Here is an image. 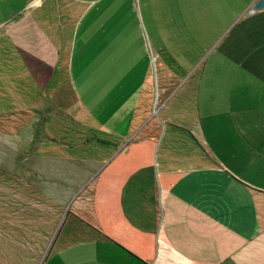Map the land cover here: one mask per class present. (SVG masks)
Masks as SVG:
<instances>
[{"label":"crops","instance_id":"0c3cea01","mask_svg":"<svg viewBox=\"0 0 264 264\" xmlns=\"http://www.w3.org/2000/svg\"><path fill=\"white\" fill-rule=\"evenodd\" d=\"M134 1L0 0V264H264L260 0Z\"/></svg>","mask_w":264,"mask_h":264},{"label":"rangeland","instance_id":"374dc122","mask_svg":"<svg viewBox=\"0 0 264 264\" xmlns=\"http://www.w3.org/2000/svg\"><path fill=\"white\" fill-rule=\"evenodd\" d=\"M135 1H134L135 7H136V9H138L139 8V4H138V8H137V3ZM246 3H247V0H239L238 8H241ZM146 55H147L148 60L150 62V66H151V77H152V81L154 82V76L156 75L154 66L156 64V67H158V60L156 58L159 55V53H157V52H155V51L152 50L151 56H153V58L155 57L153 61H152V59L150 57V54L148 55L147 52H146ZM160 56H161V58H164V60H168V53H164V54L163 53H160ZM202 56H203V54L201 52L196 53V59H195V61L197 59H200ZM158 59H160L159 56H158ZM192 60H193L192 57H189L188 59H186V65L188 67H190L192 65ZM156 61H157V63H156ZM139 77H142V76L140 75ZM153 85H154V88H155V83H153ZM74 86H77V82H75ZM84 102H85V106H86L85 111L82 110L81 116H78L77 112L80 110L79 107H81V104L83 106ZM63 103H64L63 110L61 109L62 110V113L60 114L62 116H59V118H62L63 121H64V123H66L68 125H71V126L79 127V126H82V124L88 123L89 121H91L93 119V117H92L93 116V104H92V100H90V101H84V100L83 101H79L78 100V102H77V99L74 96V99L69 98V100H64ZM56 120H58V119H55V118H52L51 117L49 119V122L48 123H53ZM71 134H73V133H71ZM2 140H3V136L0 133V142ZM4 152H5L4 151V148L0 147V156H2V155L4 156ZM5 154H6V152H5ZM9 167H10V165H5L2 168L0 167V171L6 170Z\"/></svg>","mask_w":264,"mask_h":264},{"label":"water","instance_id":"95a60500","mask_svg":"<svg viewBox=\"0 0 264 264\" xmlns=\"http://www.w3.org/2000/svg\"><path fill=\"white\" fill-rule=\"evenodd\" d=\"M261 9H264V0L258 1L253 8L254 11L261 10Z\"/></svg>","mask_w":264,"mask_h":264},{"label":"built area","instance_id":"2783aa9c","mask_svg":"<svg viewBox=\"0 0 264 264\" xmlns=\"http://www.w3.org/2000/svg\"><path fill=\"white\" fill-rule=\"evenodd\" d=\"M150 57H151L152 60H154V58H153V56H151V54H150Z\"/></svg>","mask_w":264,"mask_h":264}]
</instances>
